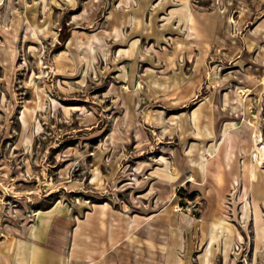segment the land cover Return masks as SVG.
Listing matches in <instances>:
<instances>
[{
  "label": "rangeland",
  "instance_id": "obj_1",
  "mask_svg": "<svg viewBox=\"0 0 264 264\" xmlns=\"http://www.w3.org/2000/svg\"><path fill=\"white\" fill-rule=\"evenodd\" d=\"M0 261L264 264V0H0Z\"/></svg>",
  "mask_w": 264,
  "mask_h": 264
},
{
  "label": "crops",
  "instance_id": "obj_2",
  "mask_svg": "<svg viewBox=\"0 0 264 264\" xmlns=\"http://www.w3.org/2000/svg\"><path fill=\"white\" fill-rule=\"evenodd\" d=\"M54 237H55V236H54ZM0 263H3V264H4L5 262H4V261H0ZM6 263H7V262H6Z\"/></svg>",
  "mask_w": 264,
  "mask_h": 264
}]
</instances>
